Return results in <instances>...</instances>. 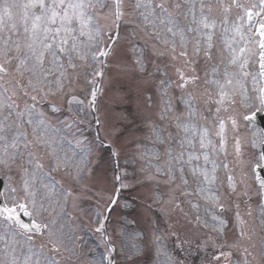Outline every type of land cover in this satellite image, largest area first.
Masks as SVG:
<instances>
[{"label":"snow or ice","instance_id":"6c2138e0","mask_svg":"<svg viewBox=\"0 0 264 264\" xmlns=\"http://www.w3.org/2000/svg\"><path fill=\"white\" fill-rule=\"evenodd\" d=\"M105 85L143 125L131 181ZM260 114L264 0H0V264H264ZM135 186L144 226L114 224Z\"/></svg>","mask_w":264,"mask_h":264},{"label":"rangeland","instance_id":"374dc122","mask_svg":"<svg viewBox=\"0 0 264 264\" xmlns=\"http://www.w3.org/2000/svg\"><path fill=\"white\" fill-rule=\"evenodd\" d=\"M114 95V91L105 85V94L99 98L103 113L102 119L107 116L110 122L116 124L118 129L122 132L120 138L115 141V145L122 152V155L119 158L120 168L127 171L129 174V180L131 181L134 173L139 175L140 161L133 160L132 158L136 152V147L133 142L143 138L144 132L141 131L143 125L137 114L135 100L128 99L120 103H113L112 97ZM85 135H88L89 137L94 136L93 128L86 130ZM103 136L104 133L101 132V137L103 138ZM99 154L101 158V164L97 170L98 175L106 176L107 179L110 180L112 176V169L114 168L113 158L110 154V151L103 148L102 146L99 149ZM132 183L135 182L132 181ZM147 192L148 189L141 186L131 187L122 191L121 204L127 202L129 207H127V214L126 208H118L116 210V214H114L113 223L115 224L117 220H119L121 223L125 221H133L134 218L136 221H139V219L143 221ZM84 197L85 199L82 198L83 200L81 203V208L83 211L78 213V215L86 218V213L91 212L92 209L89 211V200L86 195ZM92 202L95 203L94 200H92ZM129 211V216L126 218L125 215H128ZM141 221H139V227L144 226L143 224L141 225ZM128 226L134 227V225L131 226V224ZM86 231L88 233V229H85V231L81 233L84 237L85 246L87 245V248L85 247V251L89 252V259L98 258L99 255L103 253V250L99 248L101 247L99 244H94V246L91 244L90 246L89 242H87ZM98 240L100 239L98 238Z\"/></svg>","mask_w":264,"mask_h":264},{"label":"water","instance_id":"95a60500","mask_svg":"<svg viewBox=\"0 0 264 264\" xmlns=\"http://www.w3.org/2000/svg\"><path fill=\"white\" fill-rule=\"evenodd\" d=\"M258 118H259V117H258ZM258 118H257V119H258Z\"/></svg>","mask_w":264,"mask_h":264}]
</instances>
